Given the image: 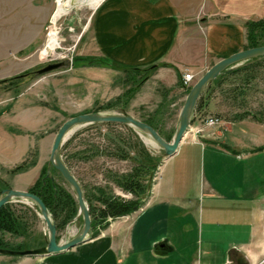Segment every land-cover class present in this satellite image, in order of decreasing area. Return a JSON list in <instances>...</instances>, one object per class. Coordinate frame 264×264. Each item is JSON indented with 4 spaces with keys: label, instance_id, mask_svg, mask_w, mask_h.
<instances>
[{
    "label": "rangeland",
    "instance_id": "374dc122",
    "mask_svg": "<svg viewBox=\"0 0 264 264\" xmlns=\"http://www.w3.org/2000/svg\"><path fill=\"white\" fill-rule=\"evenodd\" d=\"M187 1L196 6L200 3V0ZM70 3L73 0L66 4L63 0H0V147L9 150L11 143L23 145L20 138L10 135L16 133L18 126L31 129L32 132H27L26 136L34 140L22 161L14 162L8 168L0 166V185L5 188L27 191L40 174L41 167L45 168V175L49 170L46 176L51 177L48 154L52 138L63 121L77 114L125 113L138 120L153 117L159 132L169 142L187 93L184 89H189L204 73L191 79L186 88L176 83L165 87L153 77V70L136 75L128 68L112 64L109 67L84 66L85 62L78 59L90 57L93 51L89 32L95 7L88 3L90 6L80 4L69 8ZM250 22L257 23L253 32L257 46H264V36L259 29L264 27V20ZM53 39L55 47L51 46ZM51 63L61 65L53 71L36 74L38 69ZM234 69V72L218 75L210 86L207 102L200 104L198 109L193 107L187 129L191 134L212 137L218 125L223 124L219 117L234 121L249 118L264 126V59H249ZM137 83L131 99L124 105L121 94ZM117 98L119 100L114 104ZM108 102L112 107L103 108ZM212 118L218 122L204 125ZM38 140L39 143L36 142ZM59 153L78 182L83 197L85 195L89 200L84 199L90 211L89 233L83 242L61 252L60 256L31 258L44 264H56L62 255L76 246L99 241L100 232L107 227L101 229L102 222L108 225L122 217L112 219L105 215L99 218L97 209L103 205L93 198L96 188L122 201L135 199L137 196L117 186L112 179L137 170L138 192L145 197L163 161L161 149L147 136L114 123L72 128ZM180 161L181 158H177L175 166ZM17 166L25 169L14 172ZM188 168L189 183L201 185V174L193 172L195 163L191 162ZM53 178L74 203V213L66 214V218H63L64 211L56 215L55 240L61 244L78 233L82 222L71 189L54 173ZM6 205L16 215L24 231L19 236L2 233L9 246H22L21 249L7 250L43 247L47 231L35 206L23 199H12ZM0 259L8 261V264L22 260L5 255H0Z\"/></svg>",
    "mask_w": 264,
    "mask_h": 264
},
{
    "label": "crops",
    "instance_id": "0c3cea01",
    "mask_svg": "<svg viewBox=\"0 0 264 264\" xmlns=\"http://www.w3.org/2000/svg\"><path fill=\"white\" fill-rule=\"evenodd\" d=\"M254 20H264V0H101L91 18L90 55L121 68L154 66L153 77L170 87L176 74L194 79L243 50L245 23ZM219 119L212 137L184 134L136 211L56 264H264V126ZM16 129L10 135L23 145L0 147L3 168L22 161L34 142L26 136L31 129ZM191 162L201 185L189 183ZM31 258L14 264H44Z\"/></svg>",
    "mask_w": 264,
    "mask_h": 264
},
{
    "label": "water",
    "instance_id": "95a60500",
    "mask_svg": "<svg viewBox=\"0 0 264 264\" xmlns=\"http://www.w3.org/2000/svg\"><path fill=\"white\" fill-rule=\"evenodd\" d=\"M260 58L264 59V46H257L252 48H246L236 53H233L227 57L218 60L216 63L211 65L204 73L189 87L180 111L177 117V124L174 129L173 135L169 142L164 141L154 129L149 125L143 123L142 121L135 119L134 117L122 113V114H101L98 112L77 114L72 116L61 123L57 128L50 145L48 154V164L55 170L61 179L69 186L71 189L78 215L81 217V228L78 233L72 237L70 240L57 244L55 240V226L51 221L48 212L41 202V200L32 193L21 190H13L10 188H4L0 190V207L4 204L9 203L12 199H23L32 203L37 209L38 215L42 220L46 231H47V241L43 247L33 248V249H23L20 251L0 249V255L14 256L20 258L29 257H42L47 255L58 254L67 249L83 242L89 233V217L88 209L84 201L82 190L72 176L68 168L63 163L59 148L64 141L66 135L71 131L72 128L80 125L86 124H98V123H114L119 125H125L139 131L141 134L147 136L155 145H157L162 151V160L167 159L172 156L184 134L186 133L190 115L192 113L194 104L202 92L203 88L209 84L218 75L230 71L235 68L239 63ZM61 63H51L43 66L41 69L36 71V74H44L57 69ZM49 170L46 171L48 175Z\"/></svg>",
    "mask_w": 264,
    "mask_h": 264
},
{
    "label": "trees",
    "instance_id": "16d2710c",
    "mask_svg": "<svg viewBox=\"0 0 264 264\" xmlns=\"http://www.w3.org/2000/svg\"><path fill=\"white\" fill-rule=\"evenodd\" d=\"M257 23H253V22H247L245 23V27H246V45L244 48H252V47H256L257 41H256V37H255V33L254 29L256 28ZM260 31L262 32V35L264 36V27L259 28ZM264 45V42H263ZM77 60V59H75ZM78 60L85 62L84 66H111V63H109L108 61L104 60V59H94L93 57H83V58H79ZM99 62L98 64H96V62ZM95 63V64H94ZM154 66L152 67H148L146 69L143 70H139V69H130L134 74L136 75H140V73L144 72L147 73L150 70H153ZM236 69H232L229 72H234ZM146 78V77H145ZM176 84L177 85H181L180 83V76L179 74H176ZM216 79H213V81H211V83L207 84L202 92L200 93L199 97L197 98L195 105H194V110L199 108L200 104H204L207 101L206 98H208V92L210 91V86L211 84L215 81ZM138 86V83L135 84V86L128 88L127 90H125L120 98H122V103L125 105L129 99H131L132 94L135 92L136 87ZM185 91H188V89H184ZM205 95V97H203ZM117 100H119V98L115 99V102H117ZM111 102H108L104 105L103 108H109L112 107ZM101 108V107H100ZM98 111V110H95ZM191 119H189L190 122ZM140 121H142L143 123L149 125L152 129H154L156 131V133L164 140V141H168L167 138H164L161 133L158 130V126L156 125L155 122V118L153 119V117H148L146 119H141ZM106 124V123H105ZM108 124V123H107ZM122 127H127L125 125H119ZM63 163L65 164V166L68 168L65 160H63ZM141 168V167H140ZM24 170L25 168L21 167V166H17L13 171L17 172L19 170ZM69 169V168H68ZM51 172L52 175L51 177H48L45 175V168L43 169L41 167L40 169V174L38 175V177L36 178V180L34 181L33 185L27 190V192L34 194L35 196H37L41 202L44 204L48 214L50 215V218L52 220V222L54 223V226L57 227V223H56V215L58 214V212L60 213L61 211H64L63 213V218L65 216H67L68 214H72L74 213V203L73 200L70 198L69 194L64 192V190L59 187L53 178V173L55 175H57L58 177H60L58 175V173L53 170L51 168ZM114 181V183L117 186L122 187L124 190L133 193V195L137 196L135 197V199H131V200H127V201H122L119 200L117 198H114L112 196L107 195L106 193H104V191L102 189L96 188V195L94 198V200L96 202H98L100 205H103L102 208L97 209L98 211V215L99 218H103L102 216H109L110 218H116L119 216H125L128 215L134 211H136L143 202V193L140 195L138 190H139V185H138V176H137V170H134L132 173L129 174H125L122 176H119L117 178H113L112 179ZM5 186L0 185V190L4 189ZM84 199L86 201H89L88 198L84 195ZM63 209H62V208ZM88 212L89 208H88ZM67 214V215H66ZM62 217V216H61ZM66 218V217H65ZM93 222V220H91ZM90 221V227L92 222ZM99 222H102L101 220ZM107 226V223H103L101 225V229L105 228ZM23 227L22 225L18 222L16 215H14V213L11 211V209L8 207V205H3L2 207H0V249H21L22 246L21 245H16L14 247L9 246L7 244V242L2 238V233H9L10 235H15V236H19L23 234Z\"/></svg>",
    "mask_w": 264,
    "mask_h": 264
},
{
    "label": "built area",
    "instance_id": "2783aa9c",
    "mask_svg": "<svg viewBox=\"0 0 264 264\" xmlns=\"http://www.w3.org/2000/svg\"><path fill=\"white\" fill-rule=\"evenodd\" d=\"M191 79H192V76L189 73L181 74L180 76L181 87L186 88L187 85L190 83ZM216 122H218V120L216 118H212V119H209L208 121H205L204 125L207 126V125L215 124Z\"/></svg>",
    "mask_w": 264,
    "mask_h": 264
},
{
    "label": "bare ground",
    "instance_id": "6f19581e",
    "mask_svg": "<svg viewBox=\"0 0 264 264\" xmlns=\"http://www.w3.org/2000/svg\"><path fill=\"white\" fill-rule=\"evenodd\" d=\"M100 1L101 0H73V4L72 5L75 6V5L88 4L89 3L94 8ZM67 2H68V0H63V3L66 4ZM55 45H56V43H55V40L53 39L51 41V46L55 47Z\"/></svg>",
    "mask_w": 264,
    "mask_h": 264
}]
</instances>
